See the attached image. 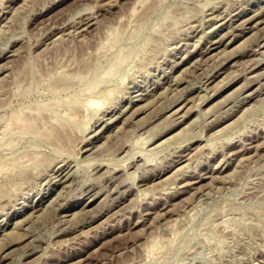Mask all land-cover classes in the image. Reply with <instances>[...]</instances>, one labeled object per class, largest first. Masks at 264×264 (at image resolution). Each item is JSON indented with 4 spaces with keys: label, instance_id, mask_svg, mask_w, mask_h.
<instances>
[{
    "label": "rangeland",
    "instance_id": "rangeland-1",
    "mask_svg": "<svg viewBox=\"0 0 264 264\" xmlns=\"http://www.w3.org/2000/svg\"><path fill=\"white\" fill-rule=\"evenodd\" d=\"M0 264H264V0H0Z\"/></svg>",
    "mask_w": 264,
    "mask_h": 264
},
{
    "label": "bare ground",
    "instance_id": "bare-ground-1",
    "mask_svg": "<svg viewBox=\"0 0 264 264\" xmlns=\"http://www.w3.org/2000/svg\"><path fill=\"white\" fill-rule=\"evenodd\" d=\"M220 28V27H219ZM257 28H259V27H257ZM263 35V34H262ZM261 36V35H260ZM258 44V43H257ZM218 45V44H217ZM255 47H257V46H255ZM216 51V50H215ZM218 52V51H217ZM227 52V51H226ZM228 54V53H227ZM258 54V53H257ZM4 57V56H3ZM227 58V57H226ZM221 62H223V61H221ZM258 62V61H257ZM217 75V74H216ZM211 79V78H210ZM208 81V80H207ZM263 81V80H262ZM176 89V88H175ZM153 90V89H152ZM172 92V91H171ZM145 96V95H144ZM157 96H160V95H157ZM142 97V96H141ZM156 97V96H155ZM132 99H134V98H132ZM158 99V98H157ZM176 102V101H175ZM170 103V102H169ZM139 104V103H138ZM171 104V103H170ZM147 105V104H146ZM171 106V105H170ZM142 107H144V106H142ZM142 111V110H141ZM130 113V112H129ZM135 118V117H134ZM51 133V132H50ZM49 133V134H50ZM49 138V137H48ZM134 161V160H133ZM142 161V160H141ZM148 163V162H147ZM132 165V164H131ZM130 165V166H131ZM114 170V169H113ZM131 174V173H130ZM112 178V177H111ZM65 184V183H64ZM44 201V200H43ZM85 208V207H84ZM35 210V209H34ZM32 215V214H31ZM25 216V215H24ZM71 217V216H70ZM28 218V217H27ZM26 218V219H27ZM19 221V220H18ZM67 221V220H66ZM17 223V222H16ZM6 232V231H5ZM19 235V234H18ZM32 241V240H31ZM13 243H15V242H13ZM26 250V249H25ZM28 251V250H27ZM27 253V252H26ZM22 254V253H21Z\"/></svg>",
    "mask_w": 264,
    "mask_h": 264
}]
</instances>
